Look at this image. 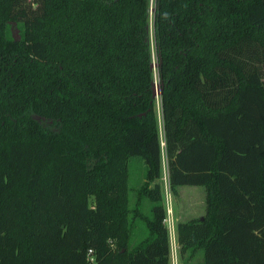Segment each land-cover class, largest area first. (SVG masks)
<instances>
[{"label":"trees","instance_id":"16d2710c","mask_svg":"<svg viewBox=\"0 0 264 264\" xmlns=\"http://www.w3.org/2000/svg\"><path fill=\"white\" fill-rule=\"evenodd\" d=\"M150 3L0 0V264H170L157 95L182 264H264V0Z\"/></svg>","mask_w":264,"mask_h":264},{"label":"rangeland","instance_id":"374dc122","mask_svg":"<svg viewBox=\"0 0 264 264\" xmlns=\"http://www.w3.org/2000/svg\"><path fill=\"white\" fill-rule=\"evenodd\" d=\"M153 6V0L150 3ZM152 8V7H151ZM152 16L150 15V19ZM151 22V21H150ZM21 25L17 23H11L10 34L13 38L18 39L20 37ZM152 58L155 62L153 43L151 44ZM155 66V65H154ZM154 86L156 93L159 92L157 72L154 67ZM159 94V93H158ZM157 95V94H156ZM156 115H157V139L159 147V167L160 176L156 182L160 185L161 199L162 203L167 210V206L170 208L171 224H166L169 234V245H170V255L169 260L172 264V258L176 264H182V261H186L189 257V253H185L182 257L179 253V245L177 244V224L178 222L186 221L188 219L200 218L205 212V193L206 190L203 186L196 185H181L177 187L174 193L169 185L168 180V168H167V158L165 153L164 135H163V124L161 107L158 95L156 97ZM46 125V123H45ZM129 180H128V199L129 207L133 208L136 200L135 189L139 187L145 181V172L149 164L146 163L141 157H130L129 162ZM153 183H150L152 187ZM165 187L168 191V201L165 197ZM150 201L147 198L142 199L141 212L143 214H149ZM133 228L131 233L130 243L131 246L137 244L147 233L146 226L141 219L134 218ZM202 250L199 249L192 260L189 262L197 263L202 257Z\"/></svg>","mask_w":264,"mask_h":264},{"label":"built area","instance_id":"2783aa9c","mask_svg":"<svg viewBox=\"0 0 264 264\" xmlns=\"http://www.w3.org/2000/svg\"><path fill=\"white\" fill-rule=\"evenodd\" d=\"M164 193H165V197H167L166 200L168 201V191H167V188H166V187H165V191H164ZM170 211H171V210H170L169 205H168V206H167V210H166V216H165V219H164L165 224H168V225H169V223L171 224ZM169 226H170V225H169ZM89 253H91V250H89ZM90 261L93 262L94 259L91 257V258H90ZM172 264H176L173 258H172Z\"/></svg>","mask_w":264,"mask_h":264},{"label":"water","instance_id":"95a60500","mask_svg":"<svg viewBox=\"0 0 264 264\" xmlns=\"http://www.w3.org/2000/svg\"><path fill=\"white\" fill-rule=\"evenodd\" d=\"M154 11V8H151V12H153ZM156 89H155V87H154V91H155ZM156 92V91H155ZM157 94H158V92H157Z\"/></svg>","mask_w":264,"mask_h":264}]
</instances>
